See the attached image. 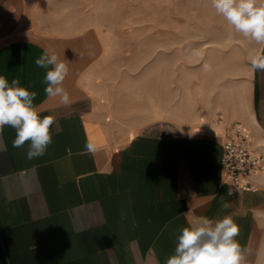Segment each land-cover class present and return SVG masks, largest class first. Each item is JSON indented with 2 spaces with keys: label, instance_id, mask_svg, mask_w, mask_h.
<instances>
[{
  "label": "crops",
  "instance_id": "0c3cea01",
  "mask_svg": "<svg viewBox=\"0 0 264 264\" xmlns=\"http://www.w3.org/2000/svg\"><path fill=\"white\" fill-rule=\"evenodd\" d=\"M138 3L0 0V75L24 87L34 82V105L55 118L53 143L33 160L28 144L14 148L15 130L4 128L0 264H165L182 228L228 215L246 250L242 264H264V169L251 177L254 189L227 196L222 167L223 134L234 121L252 131V148L264 155V73L250 77L248 111L234 104L219 118L200 112L219 131L196 125L197 115L188 112L143 120L160 113L140 95L142 69L167 83L176 63L171 45L162 60L159 36L166 29L152 30L157 38L148 48L139 39L127 45L117 38L135 36L129 5ZM208 18L217 20L213 34L219 35L222 16ZM248 44V51L262 53L264 44ZM45 49L69 68L63 87L70 105L44 92L46 71L35 60ZM88 140L94 153L85 149Z\"/></svg>",
  "mask_w": 264,
  "mask_h": 264
},
{
  "label": "rangeland",
  "instance_id": "374dc122",
  "mask_svg": "<svg viewBox=\"0 0 264 264\" xmlns=\"http://www.w3.org/2000/svg\"><path fill=\"white\" fill-rule=\"evenodd\" d=\"M134 1L139 3L129 5V13H135L129 14L133 17H129V23L138 31L133 37L123 35L117 38L125 40L127 45L135 44L139 39V43L143 42L148 48V44L157 38L152 30L155 27L166 29L161 30L159 36L162 60L169 59L171 45L170 57L176 63L167 83L155 80L152 68L142 69L145 78L140 95L145 99L146 108L152 110L156 106L154 111L160 113L141 117L143 120L176 115L185 118L188 112L197 115L196 125L204 124L219 131L220 127L206 123L208 115L200 112L216 111L219 118L224 116L225 108L231 111L234 104L240 112L250 109L249 80L253 70L249 62L252 52L247 50L248 40L237 32L233 35V28L223 17L219 21L220 34H213L217 20L208 18L216 15L211 0ZM192 49H198L201 56H192ZM204 65L209 67L206 69ZM168 103H171L170 107Z\"/></svg>",
  "mask_w": 264,
  "mask_h": 264
},
{
  "label": "clouds",
  "instance_id": "9594fccd",
  "mask_svg": "<svg viewBox=\"0 0 264 264\" xmlns=\"http://www.w3.org/2000/svg\"><path fill=\"white\" fill-rule=\"evenodd\" d=\"M211 4L216 13L249 43L264 44V0H211ZM191 55L200 57L201 52L192 49ZM249 62L254 72L264 73V54L259 51L250 53ZM35 64L46 71L42 83L46 85L44 92L47 98H59L61 104L70 105L73 101L63 87L69 72L67 64L51 49H45ZM204 67L207 69L209 66ZM34 87V82L24 87L20 86L19 79H12L9 83L5 76L0 75V152L8 150L3 136L5 126L15 130L14 148L28 144V160L44 156L53 143L50 129L55 118L41 116L34 105L38 93L29 90ZM85 149L94 153L96 146L88 140ZM226 195L232 196L233 191L229 189ZM221 204L224 209L229 208V203L223 198ZM239 231L230 215L218 220L206 218L198 225L184 227L177 237L174 254L166 259L165 264H242L246 250L235 239Z\"/></svg>",
  "mask_w": 264,
  "mask_h": 264
},
{
  "label": "built area",
  "instance_id": "2783aa9c",
  "mask_svg": "<svg viewBox=\"0 0 264 264\" xmlns=\"http://www.w3.org/2000/svg\"><path fill=\"white\" fill-rule=\"evenodd\" d=\"M252 138V131L240 121L224 131L223 179L233 194L254 189L251 177L264 169V155L253 150Z\"/></svg>",
  "mask_w": 264,
  "mask_h": 264
},
{
  "label": "water",
  "instance_id": "95a60500",
  "mask_svg": "<svg viewBox=\"0 0 264 264\" xmlns=\"http://www.w3.org/2000/svg\"><path fill=\"white\" fill-rule=\"evenodd\" d=\"M262 54H264V48L262 50ZM259 96H260V94H259L258 85H256V90H255V102H256V105L258 104V102L260 100V97ZM258 112H259V109H258Z\"/></svg>",
  "mask_w": 264,
  "mask_h": 264
}]
</instances>
